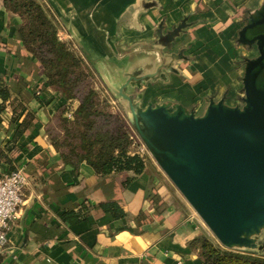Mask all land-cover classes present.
Wrapping results in <instances>:
<instances>
[{
	"label": "crops",
	"instance_id": "1",
	"mask_svg": "<svg viewBox=\"0 0 264 264\" xmlns=\"http://www.w3.org/2000/svg\"><path fill=\"white\" fill-rule=\"evenodd\" d=\"M40 1L57 19L62 38L86 57L71 33L75 31L98 58L100 70L111 76L110 58L125 62L147 54L160 25L167 31L187 15L186 33L174 47L186 46L189 59L177 61L181 73L171 74L170 83H150L146 95L198 104L205 93L227 94L230 102L242 94L240 54L245 46L235 32L249 5L261 0ZM20 23V15L0 0V80L11 90L1 113L0 145L12 139L28 110L35 113L13 152L16 168H24L29 182L0 264H203L189 241L207 234L206 229L155 160L146 161L140 173L105 175L86 161L77 169L64 163L46 125L67 100L48 84L43 65L24 46ZM2 164L1 172L10 171L9 163ZM103 200H117L126 215L115 218L96 205L87 220L70 223L64 218L67 209Z\"/></svg>",
	"mask_w": 264,
	"mask_h": 264
},
{
	"label": "water",
	"instance_id": "2",
	"mask_svg": "<svg viewBox=\"0 0 264 264\" xmlns=\"http://www.w3.org/2000/svg\"><path fill=\"white\" fill-rule=\"evenodd\" d=\"M244 19L236 40L254 52L240 54L242 94L235 102L227 94L205 93L198 104L146 95L150 83H170L171 74L181 73L177 61L189 59L186 46L174 47L186 33L187 15L167 31L160 25L147 54L125 62L110 58L107 69L115 76L100 70L98 58L71 33L155 161L220 244L264 255V0L249 5ZM120 64L141 66L114 69Z\"/></svg>",
	"mask_w": 264,
	"mask_h": 264
},
{
	"label": "trees",
	"instance_id": "3",
	"mask_svg": "<svg viewBox=\"0 0 264 264\" xmlns=\"http://www.w3.org/2000/svg\"><path fill=\"white\" fill-rule=\"evenodd\" d=\"M4 4L20 15L19 34L24 46L43 65L48 84L59 89L67 100L46 125L64 163L77 169L86 161L103 175L123 170L142 172L146 160L132 150L130 124L110 109L92 84L94 69L72 41L60 37L59 23L51 10L40 0H4ZM0 95L3 99L1 120L5 101L11 96L9 85L1 80ZM74 100L78 101L75 107ZM34 118L35 113L28 110L12 139L0 145V173H3V162L10 164L9 170L16 168L13 152L18 150L17 142ZM96 205L115 218L126 215L117 200H103L97 204L85 201L78 209H67L64 218L70 223L87 220L88 212ZM189 243L198 250L203 264H264L263 254L227 248L205 233L190 239Z\"/></svg>",
	"mask_w": 264,
	"mask_h": 264
},
{
	"label": "built area",
	"instance_id": "4",
	"mask_svg": "<svg viewBox=\"0 0 264 264\" xmlns=\"http://www.w3.org/2000/svg\"><path fill=\"white\" fill-rule=\"evenodd\" d=\"M59 35L62 38L60 32ZM67 114L70 115V112ZM130 136L132 138L133 151L143 155V151L147 147L133 128ZM136 145L137 147L135 148ZM138 145L140 146L138 147ZM28 182V174L22 167L0 173V256L8 242V231L11 221L20 215L23 191ZM48 259L50 258L48 257Z\"/></svg>",
	"mask_w": 264,
	"mask_h": 264
},
{
	"label": "rangeland",
	"instance_id": "5",
	"mask_svg": "<svg viewBox=\"0 0 264 264\" xmlns=\"http://www.w3.org/2000/svg\"><path fill=\"white\" fill-rule=\"evenodd\" d=\"M237 33V32H235ZM67 40V39H66ZM69 41V40H68ZM245 47V53L250 55L251 53L254 52V49H250L248 48L246 45H244ZM76 47V46H75ZM78 48V47H76ZM90 66L93 68V66L91 65V63H89ZM123 66H126L127 68H134V67H137L138 65L137 64H132V65H125V64H120V65H115L114 66V69L116 68H122ZM141 66V65H139ZM138 66V67H139ZM115 72V71H114ZM92 84H94V86L98 89V91L100 92L102 98L104 100H106V103L109 104V107L111 110L115 111V113H120V115L122 117H124L127 122L130 124L131 128H133V126L131 125L125 111H124V107L120 104V102L109 92V90L107 89V87L105 86V84L103 83L102 79L96 74L95 72V76L90 78ZM113 81H115L113 79ZM114 99V101H113ZM142 141V140H141ZM139 144V143H138ZM140 145H138L139 147ZM137 147V145L135 146V148ZM143 156L145 158L146 161L148 160H155L154 157L152 156V154L149 152V150L146 148V150L143 151ZM156 162V161H155ZM157 163V162H156ZM158 164V163H157ZM159 165V164H158ZM160 167V166H159ZM164 172V171H163ZM165 173V172H164ZM166 174V173H165ZM167 176V175H166ZM168 177V176H167ZM193 209V214L195 216V218L197 217L200 222L202 223V225L204 226V228L206 229V233L207 235L212 238L215 242L217 243H220L219 240L217 239V237L214 235V233L211 231V229L207 226V224L201 219V217L198 215V213L194 210V208L192 207ZM200 223V224H201ZM260 241H264V233L261 234L260 236Z\"/></svg>",
	"mask_w": 264,
	"mask_h": 264
},
{
	"label": "flooded vegetation",
	"instance_id": "6",
	"mask_svg": "<svg viewBox=\"0 0 264 264\" xmlns=\"http://www.w3.org/2000/svg\"><path fill=\"white\" fill-rule=\"evenodd\" d=\"M241 95V94H240Z\"/></svg>",
	"mask_w": 264,
	"mask_h": 264
}]
</instances>
